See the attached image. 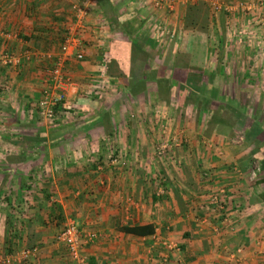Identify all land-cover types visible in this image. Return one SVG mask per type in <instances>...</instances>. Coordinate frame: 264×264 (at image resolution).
<instances>
[{
    "label": "crops",
    "instance_id": "1",
    "mask_svg": "<svg viewBox=\"0 0 264 264\" xmlns=\"http://www.w3.org/2000/svg\"><path fill=\"white\" fill-rule=\"evenodd\" d=\"M74 1L0 0V52L18 55L0 64V254L81 264L55 239L71 218L91 234L83 264H264V0H88L48 124L36 101Z\"/></svg>",
    "mask_w": 264,
    "mask_h": 264
},
{
    "label": "built area",
    "instance_id": "2",
    "mask_svg": "<svg viewBox=\"0 0 264 264\" xmlns=\"http://www.w3.org/2000/svg\"><path fill=\"white\" fill-rule=\"evenodd\" d=\"M175 0H148L155 8L170 9ZM213 1V0H210ZM89 2L74 1L70 5L71 18L66 26L63 37L59 44V51L55 54L52 63L47 68V77L45 84L40 90V94L36 101V115L39 118L53 122L59 111L63 113L68 110V105L64 103V93L70 88L72 78L65 70V61L69 55L75 59H81L84 53L83 40L80 35V30L84 26V20L89 11ZM261 14L258 16L259 24H264V1L260 3ZM5 35V32L0 29V35ZM264 38V33L263 36ZM18 62V55H13L7 51L0 52V64L14 65ZM237 139H234L236 141ZM166 143H160L156 148V153H163ZM259 171L258 161H254L249 172V178L255 177ZM223 193V188H217L209 193L208 201L218 209H223V199L220 197ZM55 239L61 242L67 249L69 255L76 259L79 263H84V257L81 253L83 245L91 239V234L83 231L71 218L65 219L61 227L58 229ZM169 247H174L169 244ZM35 250L34 247H22L13 251H6L0 254V262L10 264L14 261H21L27 258ZM234 251H240L236 247ZM223 264H244L242 258L231 252Z\"/></svg>",
    "mask_w": 264,
    "mask_h": 264
},
{
    "label": "rangeland",
    "instance_id": "3",
    "mask_svg": "<svg viewBox=\"0 0 264 264\" xmlns=\"http://www.w3.org/2000/svg\"><path fill=\"white\" fill-rule=\"evenodd\" d=\"M154 57V56H153ZM248 87V86H247ZM255 88H257V87H255V85L253 84V86L252 87H248V89L247 90H245V91H249V90H254V91H256V92H260V90H258V89H255ZM221 91H223V92H225V90H228L227 88H221L220 89ZM238 91H240V90H238ZM223 100V102H224V99H222ZM246 99H244V100H242V99H239L238 101L240 102V105L242 106H245L244 104H243V101H245ZM227 102H228V100H226ZM226 101L224 102V103H220V104H222V105H224L225 103H226ZM249 103V105L251 106V108H252V106H253V102H251V100L250 99H247L246 101H245V104H248ZM232 104H233V106L235 107V100L234 101H232ZM239 106V105H238ZM242 106V107H243ZM221 113V116H223V117H225V118H229L230 120H232L233 122H232V124L233 123H235L236 122V124H240V123H242L243 122V120H245L244 119V115H242V116H240V115H238V116H235V113H233L228 107H224L221 111H220ZM39 119H41V118H39ZM263 120H264V116H263ZM41 121H45L46 123H48V124H53V122H49V121H46V120H43V119H41ZM61 227V226H60ZM61 243V242H60ZM237 247H239V246H237ZM66 248V247H65ZM240 248V247H239ZM66 250V249H65ZM4 252H6V251H4ZM3 252V253H4ZM2 254V253H1Z\"/></svg>",
    "mask_w": 264,
    "mask_h": 264
},
{
    "label": "trees",
    "instance_id": "4",
    "mask_svg": "<svg viewBox=\"0 0 264 264\" xmlns=\"http://www.w3.org/2000/svg\"><path fill=\"white\" fill-rule=\"evenodd\" d=\"M112 6V5H111ZM131 45H134V47L138 46L139 47V44L137 45V43H139V41H135V42H130ZM206 84H203V87L205 86ZM124 229H128V230H131V231H139L141 230L140 227H124Z\"/></svg>",
    "mask_w": 264,
    "mask_h": 264
},
{
    "label": "bare ground",
    "instance_id": "5",
    "mask_svg": "<svg viewBox=\"0 0 264 264\" xmlns=\"http://www.w3.org/2000/svg\"><path fill=\"white\" fill-rule=\"evenodd\" d=\"M67 250V249H66ZM68 252V251H67ZM69 254V253H68ZM13 263V262H12Z\"/></svg>",
    "mask_w": 264,
    "mask_h": 264
}]
</instances>
